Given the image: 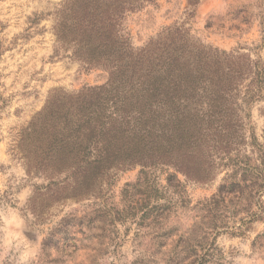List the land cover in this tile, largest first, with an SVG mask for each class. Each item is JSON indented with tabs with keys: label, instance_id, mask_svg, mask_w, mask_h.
<instances>
[{
	"label": "rangeland",
	"instance_id": "rangeland-1",
	"mask_svg": "<svg viewBox=\"0 0 264 264\" xmlns=\"http://www.w3.org/2000/svg\"><path fill=\"white\" fill-rule=\"evenodd\" d=\"M63 1L0 0V264H264V101L252 106L247 133L258 143H216L207 182L116 160L88 192L53 194L72 179L64 167L43 172L41 113L51 96L109 79L55 53ZM186 10V0H154L129 13L133 46L185 22L204 45L264 59V0Z\"/></svg>",
	"mask_w": 264,
	"mask_h": 264
},
{
	"label": "trees",
	"instance_id": "trees-1",
	"mask_svg": "<svg viewBox=\"0 0 264 264\" xmlns=\"http://www.w3.org/2000/svg\"><path fill=\"white\" fill-rule=\"evenodd\" d=\"M152 1L64 0L55 11V53L86 70L103 68L109 79L53 95L41 113L43 172L64 167L72 179L53 194L88 192L116 160L123 168H173L187 181L204 183L213 174L216 143L224 150L248 138L258 143L247 133L252 106L264 101V59L242 46L204 45L185 22L134 47L125 18ZM186 2L192 17L201 0ZM148 217L143 212L140 219Z\"/></svg>",
	"mask_w": 264,
	"mask_h": 264
}]
</instances>
